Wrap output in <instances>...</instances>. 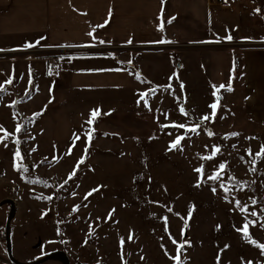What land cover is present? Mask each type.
<instances>
[{"label":"rangeland","instance_id":"rangeland-1","mask_svg":"<svg viewBox=\"0 0 264 264\" xmlns=\"http://www.w3.org/2000/svg\"><path fill=\"white\" fill-rule=\"evenodd\" d=\"M219 2L0 0V264H264V0Z\"/></svg>","mask_w":264,"mask_h":264},{"label":"snow or ice","instance_id":"snow-or-ice-1","mask_svg":"<svg viewBox=\"0 0 264 264\" xmlns=\"http://www.w3.org/2000/svg\"><path fill=\"white\" fill-rule=\"evenodd\" d=\"M172 19H175V18L173 17ZM161 21H162V22H161L160 30L162 31V30H163V20H162V17H161ZM168 23H171V20H169ZM89 35H91V33H89ZM227 39L230 40V39H232V37L229 36V37H227ZM163 42H165V41H161V43H163ZM38 43H39V41H37V44H38ZM101 43H103V41H101ZM33 46H34V45H32V44L27 45V47H29V48H30V47H33ZM50 74H51V73H50ZM10 82H11V81H9V83H10ZM181 87H183V85H181ZM213 87H216V86H213ZM219 87L223 88V87H225V86H224V85H221V86H219ZM227 90H228V91H231L232 89H231L230 86H228ZM0 91H3V89L0 88ZM153 91H154V90H153ZM146 95H147V93L142 94V98H143V96H146ZM145 103H147V102L145 101ZM210 107L213 109V111H215V109L217 108V104H212V105H210ZM181 111L183 112V109H181ZM98 115H99V110H94V111L91 113V118H90L88 121H86V123H88V124H92ZM204 119L207 120V119H209V117H208V116H205ZM180 127H183V125H180ZM19 130H20V129L17 128V131H19ZM190 130H191L192 132H196V128H192V129H190ZM91 131H92V130H89L88 133H87V136H88V140H89V142H90V140H91V138H92ZM6 137H7V133H5V138H6ZM78 138H79V137H77V139H78ZM0 142H2V140H0ZM179 143H180V138H178V139L176 140V142L173 143V144L171 145V147H172V148H176V147L178 146ZM216 151H219V149H216ZM249 154H251V153L249 152ZM258 155L264 156V149H262L261 153H259ZM16 156H17V157L20 156L19 151L16 152ZM208 158H210V157H208ZM81 162H82V161H81ZM223 167H224V166L221 165V169H223ZM253 170H254V169H253ZM197 171H200V169H197ZM217 175H219V174H217ZM237 207H241L239 201H237ZM241 211L246 212V211H247V208H246V207H242V208H241ZM253 215H255V213H253ZM240 231H242V235H243V238H244L245 240H247V241L250 242V243L256 244V242L253 241V240L251 239L250 235H249V232H248V224H247V223L244 225L243 229L240 230ZM173 242L175 243V241H173ZM257 246L260 247L261 252L264 253V245H257ZM181 247H183V246H181ZM177 264H181V262L179 261V258H178V257H177Z\"/></svg>","mask_w":264,"mask_h":264},{"label":"built area","instance_id":"built-area-1","mask_svg":"<svg viewBox=\"0 0 264 264\" xmlns=\"http://www.w3.org/2000/svg\"><path fill=\"white\" fill-rule=\"evenodd\" d=\"M216 2H219L220 0H214ZM219 6L221 9H228L229 5L223 1L219 2ZM41 52H45L43 49H23V50H17V51H13V52H8L6 54L9 53H18V55H31V54H37V53H41ZM55 62L53 59L48 61V65H49V70L50 72H52L54 70L55 67Z\"/></svg>","mask_w":264,"mask_h":264},{"label":"crops","instance_id":"crops-1","mask_svg":"<svg viewBox=\"0 0 264 264\" xmlns=\"http://www.w3.org/2000/svg\"><path fill=\"white\" fill-rule=\"evenodd\" d=\"M12 72H13V69L12 68H9L8 69V74H9V76H11L12 75ZM248 76V75H247ZM4 84H5V82H3ZM8 86H9V83H8ZM248 86L250 87V85L248 84ZM5 99V98H4ZM7 106H9V105H7ZM9 108V107H8ZM249 110H250V113L251 114H253L254 116H256V118L258 119V118H260V117H263V114H258L256 111H257V109H255V108H251V106H249ZM1 121H3V119L1 120ZM0 121V122H1ZM5 121V120H4ZM3 121V122H4ZM7 124H8V122L7 123H5L4 125H1L2 126V128H0V131H2V130H4V131H6V129H7V127H5V125L7 126ZM11 257H12V255H11ZM15 260L14 261H20L19 259H17V258H14ZM33 262V263H32ZM42 261H40V262H34V261H30V262H27L26 261V264H35V263H41Z\"/></svg>","mask_w":264,"mask_h":264},{"label":"water","instance_id":"water-1","mask_svg":"<svg viewBox=\"0 0 264 264\" xmlns=\"http://www.w3.org/2000/svg\"><path fill=\"white\" fill-rule=\"evenodd\" d=\"M186 229H187V225L185 224V226H184V230H183V236L186 235Z\"/></svg>","mask_w":264,"mask_h":264}]
</instances>
